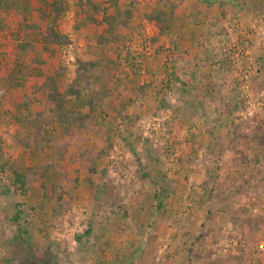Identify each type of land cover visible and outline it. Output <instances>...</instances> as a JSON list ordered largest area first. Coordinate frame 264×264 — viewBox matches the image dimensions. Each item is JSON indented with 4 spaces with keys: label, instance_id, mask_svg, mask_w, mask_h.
<instances>
[{
    "label": "rangeland",
    "instance_id": "1",
    "mask_svg": "<svg viewBox=\"0 0 264 264\" xmlns=\"http://www.w3.org/2000/svg\"><path fill=\"white\" fill-rule=\"evenodd\" d=\"M9 1V8L0 2V264H36L50 254V264H183L188 246L201 258L192 264H264V168H252L256 179L243 193H226L233 199L227 216L213 214L209 221L208 204L194 199L203 194L206 166L219 168V195L232 181L235 149L249 159L261 152H251L243 132L257 123L264 131V0H137L127 26L116 20L112 33L105 19L128 9L131 0H65L54 21L42 14L52 0ZM158 9L177 12V18L157 21ZM49 25L70 44L43 46ZM219 26L228 35L215 39L208 31ZM77 58L97 60L93 87L103 92L93 99L101 109L89 133L46 123L52 118L43 111L45 94L34 90L38 76L59 67L65 68L57 80L62 90ZM207 59L226 68L211 101L205 78L217 66ZM191 74L193 88L186 92L182 83ZM146 84L139 100L140 92L134 93ZM65 100L68 109L81 108V101ZM121 102L131 117L126 126L117 116ZM39 125L52 136L48 145L36 137ZM107 137L111 149L97 162L104 176L94 178L81 152L98 154ZM143 167L167 179L169 197L162 201L173 213L151 215L157 187L138 180ZM27 168L39 174L23 194L11 184L12 172ZM45 172L55 183L52 191L44 189ZM88 178L94 179L91 188ZM14 212L23 214L25 247L13 241L17 227L7 214Z\"/></svg>",
    "mask_w": 264,
    "mask_h": 264
},
{
    "label": "trees",
    "instance_id": "2",
    "mask_svg": "<svg viewBox=\"0 0 264 264\" xmlns=\"http://www.w3.org/2000/svg\"><path fill=\"white\" fill-rule=\"evenodd\" d=\"M0 2L6 8L11 7L9 0H0ZM64 2L65 0H52V2L48 5L49 7L48 13H42L45 19L52 18L53 21L55 19H58L66 9V4ZM137 3H138L137 0H131L129 2L128 9L124 11H118L117 16L107 17L105 19V21L107 22V25L109 26L108 30L110 33H112L115 30L114 26L116 25L115 24L116 20H118L117 21L118 27L127 26L128 22L132 18V8H135L137 6L136 5ZM168 5H170V3ZM156 11L157 13H156L155 19L157 21H160L162 23L166 22L165 20L168 14L169 15H168L167 22L174 21L173 20L174 16H171L172 15L171 12L166 14V12L163 9H158ZM217 28L218 29L217 30L215 29L214 33H212L209 30L208 34L213 35L215 39L226 37L228 35L227 28L223 26H219ZM42 36H43L42 38L43 46L45 47H48V46L60 47L63 45L70 44L68 37L55 31L52 28V25L45 27L44 33ZM99 39L102 40L101 37H99ZM21 47H23L21 52L23 53L28 52L29 44L28 45L26 44L25 46L22 45ZM36 62L38 64L43 63L40 61H36ZM207 63H209L213 67L217 66L216 68L217 73L212 72L211 75H208L207 78H205V79L210 80V82L207 84V89L205 92L207 96L206 99L208 101H211L213 97L211 95H214L216 93L215 84L218 81L217 78L219 75H222L226 71V68L222 66L219 67L218 61H215V60L211 61L207 59ZM97 65L98 63L96 59L95 60H83L82 58H77L76 65H75L76 66L75 74L70 80V82H68L63 87L62 90L60 89L57 80L63 77L65 73V68L59 67V69L53 74H47L46 76L44 75L43 77H41V75L38 76L40 85H36L34 90L39 91V92H44L46 104H44L43 111L46 115L51 116L52 118L49 122L47 121L46 123L56 124L60 126L62 129L64 128L65 132L70 131V129L74 127L76 129L77 128L81 129L86 133H89L92 126H94V124L96 123L95 121L97 120V117L99 118V113L96 111L97 109H101L100 105H98V103H95L93 99L95 96H99V95H100L99 98H101V94L103 93L101 92L102 90L100 91L99 89L97 88L95 89V87H93L94 79H95L94 71ZM173 65L175 66L177 64L174 62ZM173 79L175 81L178 80L175 77H173ZM193 81H194V77L191 74L190 76L187 77L185 81H183L182 83V85L184 86L183 90H185L186 92H190L189 88H193L192 86ZM148 88L149 86L147 84L141 85L138 87V90L136 92L134 91L135 92L134 94H137L140 92L139 100H142V98H144L145 95L147 94ZM66 97H69L70 99H74V101H79V102L81 101V105H80L81 108L76 111L72 109H68L66 107V104H67V101L65 100ZM127 103L133 104V101L130 99ZM119 105L120 107L117 112V116L119 117L122 125L126 126L131 121L130 120L131 117L127 115L126 113L127 104L125 105V103L121 102ZM231 114H232V110H229L228 116L230 117ZM133 115L137 117L135 113ZM252 120L255 123L257 122V118L253 117ZM48 124H45V125H48ZM45 125H43V127L39 125V130L37 131L38 135L36 137L39 138V141H42L45 143V145H48V143L52 142V136L49 132H47ZM209 133L212 134L211 131H209ZM232 133L234 132L231 131L230 134ZM245 133L243 132V138H245V140H248L254 148V149H250L251 152H255L257 148H260L261 152L260 154H254L253 157L249 159L250 156H248L246 151L244 152V151H240L234 148L235 153H233L234 157H233V160H231L232 169H230V171H232V174L228 176V179L232 181L231 183L226 185L225 190H223V192H221L219 195H214V191H215V188L217 187V182L219 180V174H220L219 168L218 167L210 168L208 166H206L205 168V174H204L205 180H203L199 185V187H201L203 191V194L195 195L194 199L197 198L199 200L198 206L204 203H206V205L208 204L209 208L207 209V214L205 215V217L206 218L208 217L209 221H211V219L214 218L213 214H222L220 215L221 217L224 215L227 216L230 213L229 203L233 202V199L231 197H228L226 193L229 191L231 193L233 192L237 194L243 193V191H245L246 188L251 185L252 181L256 179L257 172H255L254 169L252 168L253 167L256 168L257 165L259 167L257 171H260L262 168H264V148H263L264 147V131H263L262 125H259V123H257L255 127L250 132H248V134H245ZM227 137H229V133ZM233 138H234V134H233ZM109 140H110V137H107L106 139L107 147L99 151L98 154L94 156H91V155L89 156L88 150L81 152V155H83L82 157H84L85 161L88 162L86 165L88 168V174H90V176H93L94 178L95 177L103 178L104 176L103 175L104 171L98 170L97 162L99 159H102L106 156V151L108 149H111V144ZM74 142L76 141H72L71 143L73 144ZM125 143L128 144L126 142V139H125ZM34 147H36V145ZM211 148L215 149L216 144L213 143ZM226 148H228V146ZM218 156H221V155H218ZM215 160L216 159H213L212 161H215ZM46 168H50V166H47ZM145 168L146 167H143L141 174L138 176V180L145 179L148 182H150L154 187L155 186L157 187V190L152 191L153 192L152 197H153L154 202L152 201V205H151V210H150L151 215L153 216L154 214L159 213L163 216L164 214L169 213V212L173 213L174 209L173 210L170 209L173 206L169 207L162 201L164 198L169 197L168 192H170V189H168V187H166L167 185H165L167 179L160 175L157 178L151 177L148 167L146 170ZM12 174H13V179L11 181V184L14 187H16L17 190L21 191V193L24 194L26 193L29 187V182H35L37 180L36 174H39V172H37V170L35 171V168L34 169L27 168L25 173H21L19 170H14ZM57 174H60V172H57ZM43 176L45 178L44 183H43L44 189L46 190L50 189V191L54 190L55 183L52 180L50 173L45 172ZM93 180L92 178L87 179L86 183L88 184V187L91 188L94 185ZM61 187H63V184L61 185ZM207 190H208V193H207ZM59 193L60 194H59L58 200L61 201L62 199L60 198L63 195V191L60 190ZM218 196H224V197L218 198ZM215 199H217V204L213 202ZM155 200L157 203H155ZM195 202L197 201L195 200ZM122 207H123V204L122 206L119 205L120 210L124 211L121 214L122 218H125L127 217V209L125 205H124L125 207L124 209ZM7 216L9 217V218L6 217L8 218V222L17 227V233L13 237V241L17 242V244H19L20 246L25 247V245H29V242L25 240L22 236L24 234H27L28 231L27 229H23L24 228L23 226L19 225V222L21 218L23 217V214L21 212H14L12 214H7ZM82 236H86V239H88L91 236V229L88 228L86 231H84ZM179 248H180V243L176 244V249H179ZM191 248L192 247L188 246L186 250V257L184 259L183 264H192V259L199 258V260H201L200 254L195 253L194 255V252L192 251ZM209 253H205L204 255L207 259L210 258L211 253L210 254ZM51 260H52V256L50 254V255H47V257L45 256L43 260L39 259L36 264H50L52 262Z\"/></svg>",
    "mask_w": 264,
    "mask_h": 264
},
{
    "label": "crops",
    "instance_id": "3",
    "mask_svg": "<svg viewBox=\"0 0 264 264\" xmlns=\"http://www.w3.org/2000/svg\"><path fill=\"white\" fill-rule=\"evenodd\" d=\"M178 9H179V8H178ZM177 11H178V10H177ZM175 14H177V12L174 13V15H173V16H174V17H173V20L177 18V16H176ZM168 22H170V21H168ZM173 31H174V29H173Z\"/></svg>",
    "mask_w": 264,
    "mask_h": 264
}]
</instances>
